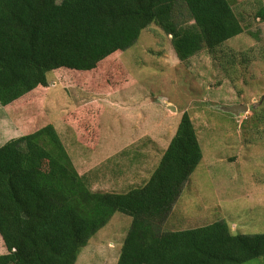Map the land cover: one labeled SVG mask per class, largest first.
<instances>
[{
  "label": "trees",
  "instance_id": "16d2710c",
  "mask_svg": "<svg viewBox=\"0 0 264 264\" xmlns=\"http://www.w3.org/2000/svg\"><path fill=\"white\" fill-rule=\"evenodd\" d=\"M179 1L189 24L173 20ZM257 14L264 20V8ZM152 23L171 36L180 61L202 50L214 55L244 30L228 0H0V105L47 87V73L99 70ZM201 160L187 112L147 180L123 192L92 189L52 123L8 140L0 146V264H76L115 212L131 218L116 264H245L264 256V233L234 234L224 221L162 229Z\"/></svg>",
  "mask_w": 264,
  "mask_h": 264
},
{
  "label": "rangeland",
  "instance_id": "374dc122",
  "mask_svg": "<svg viewBox=\"0 0 264 264\" xmlns=\"http://www.w3.org/2000/svg\"><path fill=\"white\" fill-rule=\"evenodd\" d=\"M228 1L244 30L214 55L202 50L180 61L171 36L152 23L99 70L47 73V87L0 105V146L52 123L92 189L123 192L147 180L187 112L202 160L162 229L224 221L234 234L264 233V20L257 14L264 0ZM173 20L191 23L180 1ZM233 105L247 110H224ZM130 221L115 212L76 264H116ZM245 264H264V256Z\"/></svg>",
  "mask_w": 264,
  "mask_h": 264
},
{
  "label": "water",
  "instance_id": "95a60500",
  "mask_svg": "<svg viewBox=\"0 0 264 264\" xmlns=\"http://www.w3.org/2000/svg\"><path fill=\"white\" fill-rule=\"evenodd\" d=\"M172 110H174L173 107H172ZM224 110L232 114L238 115V114H243V111H246L247 107L244 105H233V106L224 107Z\"/></svg>",
  "mask_w": 264,
  "mask_h": 264
},
{
  "label": "crops",
  "instance_id": "0c3cea01",
  "mask_svg": "<svg viewBox=\"0 0 264 264\" xmlns=\"http://www.w3.org/2000/svg\"><path fill=\"white\" fill-rule=\"evenodd\" d=\"M138 169V168H137ZM103 170V169H102Z\"/></svg>",
  "mask_w": 264,
  "mask_h": 264
}]
</instances>
